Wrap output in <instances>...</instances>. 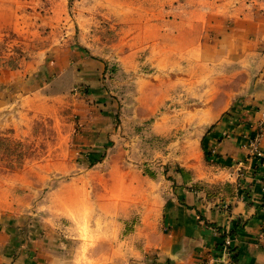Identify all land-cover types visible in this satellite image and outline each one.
Instances as JSON below:
<instances>
[{"label": "rangeland", "instance_id": "obj_1", "mask_svg": "<svg viewBox=\"0 0 264 264\" xmlns=\"http://www.w3.org/2000/svg\"><path fill=\"white\" fill-rule=\"evenodd\" d=\"M246 11L264 0H0V224L13 241L93 259L100 238L114 250L156 219L174 178L204 172L199 140L228 101L214 87L233 86L206 67Z\"/></svg>", "mask_w": 264, "mask_h": 264}, {"label": "crops", "instance_id": "obj_2", "mask_svg": "<svg viewBox=\"0 0 264 264\" xmlns=\"http://www.w3.org/2000/svg\"><path fill=\"white\" fill-rule=\"evenodd\" d=\"M243 13L206 67L233 86L214 87L228 101L199 140L204 172L174 178L158 217L138 220L114 250L100 238L93 259L13 241L0 224V264H264V12Z\"/></svg>", "mask_w": 264, "mask_h": 264}, {"label": "built area", "instance_id": "obj_3", "mask_svg": "<svg viewBox=\"0 0 264 264\" xmlns=\"http://www.w3.org/2000/svg\"><path fill=\"white\" fill-rule=\"evenodd\" d=\"M256 155H257V157L260 156L259 153H256ZM222 246H223L224 249H227V247L229 246V240H228V238H225V240H223Z\"/></svg>", "mask_w": 264, "mask_h": 264}, {"label": "trees", "instance_id": "obj_4", "mask_svg": "<svg viewBox=\"0 0 264 264\" xmlns=\"http://www.w3.org/2000/svg\"><path fill=\"white\" fill-rule=\"evenodd\" d=\"M223 237V236H222Z\"/></svg>", "mask_w": 264, "mask_h": 264}]
</instances>
